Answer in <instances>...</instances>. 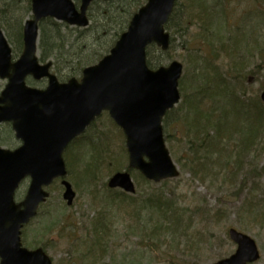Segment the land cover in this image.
I'll return each instance as SVG.
<instances>
[{
	"label": "water",
	"instance_id": "95a60500",
	"mask_svg": "<svg viewBox=\"0 0 264 264\" xmlns=\"http://www.w3.org/2000/svg\"><path fill=\"white\" fill-rule=\"evenodd\" d=\"M93 0H30L31 17L22 27V51L12 60L11 48L0 28V123L10 122L20 145L0 147V264H52L42 248L22 246V227L35 216L38 205L48 196L54 178L66 175L62 153L102 112L122 129L128 167L158 182L176 177L163 139L161 121L180 100L178 89L183 65L171 60L151 69L146 64V48L155 44L169 48L165 24L175 0H146L131 16L126 29L97 63L74 77L59 82L50 72L51 62L38 61V23L50 17L68 25L88 24L87 8ZM106 1V0H105ZM47 79L44 88L28 86L25 78ZM264 104V90L260 93ZM29 177L22 200H14L15 190ZM67 205L75 196L71 184L61 181ZM107 185L134 192L127 170L113 173ZM229 239L236 244L232 254L210 264H253L259 250L253 238L230 227Z\"/></svg>",
	"mask_w": 264,
	"mask_h": 264
},
{
	"label": "trees",
	"instance_id": "16d2710c",
	"mask_svg": "<svg viewBox=\"0 0 264 264\" xmlns=\"http://www.w3.org/2000/svg\"><path fill=\"white\" fill-rule=\"evenodd\" d=\"M144 1L94 0L88 9L90 23L84 28L72 27L52 18L42 19L39 23V59L51 60L52 70L60 80L80 75L85 66L95 63L108 52L127 27L131 15ZM254 1L256 2V0H176L165 25L171 36L170 47L176 40V34L183 38L180 47L188 51L189 62L192 61L197 74L189 77L182 75L180 89L182 83H189L190 93H181L179 106L176 105L166 113L163 118L164 129L169 124V118L176 115L177 130L183 132L184 136L182 144L185 153L183 158L178 156L177 159L179 163L183 160L182 168L188 169L191 175L200 181L205 182L207 177L211 175L216 177L221 172H226L234 178L244 176V167L248 165L247 175L254 174L264 179V165L259 166L248 159V154L264 142V105L259 97L264 84L259 81L258 92L254 93L251 83H248L250 75H257L261 66L254 60L253 54L260 45L257 44L252 31L257 24L256 20L264 18V4L261 9H255V5H252ZM262 2L264 3V0ZM241 5L245 11L239 13ZM29 12L30 0L0 1V26L14 53L20 52L22 48V24ZM249 22H252L253 28ZM192 25L195 27L192 28ZM191 29L195 34L190 35L188 39L186 35ZM68 33L70 37L67 36ZM151 47L147 49L146 55L147 64L153 68L164 62L159 59L163 54L168 55V51L162 52L155 47L159 57L154 61ZM72 49L74 50L71 51ZM64 69L66 71L63 75H59L58 70ZM108 121L112 128H117L110 118ZM95 123L88 127L87 132ZM118 133L123 137L120 129ZM171 136L173 143H177L178 137L174 136V133ZM165 140L171 142L170 134H166ZM84 144L88 142L85 141ZM108 144L105 138H102L99 144L91 138L85 151L72 157L69 163L73 168H68V174L70 169H74L76 164L82 162L87 148L92 153L87 157L88 161L80 166L82 169L80 174H76V177L71 175V181L96 179L101 153ZM122 150L124 151V147ZM109 162L104 161V164L107 165ZM113 170H116L115 166ZM81 181L72 183L78 186ZM143 181L154 186L146 180ZM236 181L239 182L237 190L247 186V180ZM167 182L169 180L162 181L161 185ZM116 195L121 203L134 206L133 213L139 215L142 211L134 197L133 199L124 193ZM251 201L252 197H246L243 202L250 205ZM142 202L149 203L150 208L145 219L150 215L154 219L149 229L146 248L152 251L155 242L159 253L158 259L166 260L170 264H198L195 259L198 254L194 251L199 246L197 237L200 231L196 227L191 228V224L184 220L182 209L175 207L173 194L170 196L150 193ZM219 211L216 210L214 214H219ZM245 211L250 212V208ZM100 223L98 218L96 223L92 222L91 229L85 234L84 245L85 255H92L93 261L97 262L108 249L106 237L102 238L103 235H107V230L104 229L105 226H97ZM181 227L183 231L180 235L184 237L183 248L179 250L178 244L177 249L166 247L164 244V249L161 250L162 246L161 243H157L158 239L166 238L168 233L176 238ZM49 228L44 226V232ZM146 230L144 228V231ZM187 251L193 253H186ZM180 254L192 256L190 258L193 260L182 258L183 263H180L175 260ZM93 261L89 264H93Z\"/></svg>",
	"mask_w": 264,
	"mask_h": 264
},
{
	"label": "rangeland",
	"instance_id": "374dc122",
	"mask_svg": "<svg viewBox=\"0 0 264 264\" xmlns=\"http://www.w3.org/2000/svg\"><path fill=\"white\" fill-rule=\"evenodd\" d=\"M263 4L262 0H256L252 5H255V9H261ZM244 11L245 8L241 5L239 13ZM29 14L25 15L23 22L29 17ZM256 21L257 24L252 33L260 47H256L253 55L255 62L260 63L261 66L260 71H257L258 74L250 75L248 80L254 93L258 92L259 81L264 84V18H259ZM248 24L252 26V22ZM194 27L195 25H192V28ZM192 34H195V31L191 29L186 35L187 38L189 39ZM67 36L70 37V33ZM178 36L179 34L175 35L176 40L168 50L169 56L163 54L162 58L159 59V61L164 60L160 65H165L170 60H177L183 65V75L187 77L194 76L197 72L192 65V61L189 62L188 51L180 47L183 38L181 39ZM151 49L152 59L157 61L159 54L155 51V46H152ZM65 71L66 69L63 71L58 70V73L62 76ZM27 82L36 87H43L46 84L43 79L39 81L29 79ZM3 84L4 81L0 80V89ZM184 92L186 94L190 93L189 83H182L180 93L184 94ZM168 121L169 124H167V128L165 127L166 129H164L163 123L164 135L170 134L171 138L170 143L165 140L166 146L180 174L177 178L165 183V185L157 183L151 186L145 183L135 170L130 171L135 184V194L126 195L138 200V207L142 209L139 215L136 212L133 213L132 208L134 206L123 204L117 199L116 194L120 192L119 189L110 190L106 187V181L113 172L122 171L126 168L127 157L122 150L124 147L123 137L118 133L117 128L110 126L107 115L103 113L97 118L95 125L77 140L79 142L72 143L64 153L68 168H73L69 166L72 157L85 151L84 149L91 138L93 141L96 140V144H99L100 140L105 138L109 144L101 153L100 164L96 170V179H79L82 181L78 186L72 182H78L79 180L71 181V175L76 177V174H80L82 171L80 166L88 161V156L92 155L87 148L84 153L85 156L82 157V162L76 164L74 169H70L66 177L76 193L72 205H65L61 197L62 189L59 180L54 182L52 187L48 189L50 198L39 207L36 217L24 226L23 244L29 248L43 247L51 257L53 264H89L93 261V256L85 255V234L91 229L92 222L96 223V218H98L101 223L97 226H105L104 229L107 230V235H103L102 238L106 237L108 249H106L103 258L98 259V262L93 261V264H170L166 260L157 258L159 253L155 242L152 251H149L145 246L148 244L149 229L152 227L151 224L154 219L151 215L148 219H145L150 208L149 203L142 202V199L150 193L156 192L157 194L163 193L170 196L173 194L175 207L182 209L184 220L191 224V228L196 227L200 231L197 237L199 246L194 251L198 254L195 257L198 264H209L234 250L235 244L227 236L229 227H235L255 240L260 251V258L254 264H264V179L254 174L247 175L249 165L244 167L245 175H239L236 178L230 177L226 172H221L216 177L211 175L205 179V182L193 177L188 169L182 168L183 160H180L179 163L177 159L178 156L183 158L185 153L182 144L184 136L183 132L177 130L176 115L172 116L171 119L169 118ZM9 128L8 124L0 125V145L13 148L18 145V141ZM173 133L174 136L178 137L176 138L177 143H173L171 136ZM85 141L88 144H84ZM248 159L251 162H256L259 166L264 165V142H261L258 148L248 154ZM104 161L110 162L105 165ZM113 166L116 167V170L112 171ZM239 178L247 180V186L237 190L239 182L236 180H240ZM84 180L91 181L84 182ZM27 185L28 180H23L19 185L15 192L16 201L23 198ZM246 197H252L250 205L243 202ZM248 208H250V212L245 211ZM216 210H220L219 214L217 213L218 215L214 214ZM46 225L50 228L44 232L43 227ZM144 228L147 230L144 231ZM167 230L169 231V229ZM182 231L183 227L178 230L176 238L168 233L166 238L158 239L157 243H161V250L164 249V244L166 247L170 246L176 249L178 244V249L181 250L184 245V237L180 235ZM210 245L212 246L210 247ZM204 249L206 250L204 251ZM186 253L193 252L187 251ZM190 257L192 256L180 254L175 260L181 263L182 258L188 259ZM190 260L193 259L190 258Z\"/></svg>",
	"mask_w": 264,
	"mask_h": 264
},
{
	"label": "flooded vegetation",
	"instance_id": "af4514ba",
	"mask_svg": "<svg viewBox=\"0 0 264 264\" xmlns=\"http://www.w3.org/2000/svg\"><path fill=\"white\" fill-rule=\"evenodd\" d=\"M29 180V179H28Z\"/></svg>",
	"mask_w": 264,
	"mask_h": 264
}]
</instances>
